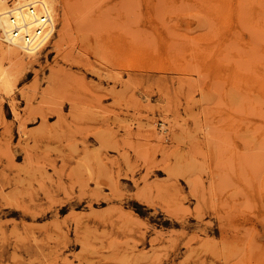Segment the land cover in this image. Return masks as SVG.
Wrapping results in <instances>:
<instances>
[{
  "label": "rangeland",
  "instance_id": "obj_1",
  "mask_svg": "<svg viewBox=\"0 0 264 264\" xmlns=\"http://www.w3.org/2000/svg\"><path fill=\"white\" fill-rule=\"evenodd\" d=\"M46 1L0 88V264H264V0Z\"/></svg>",
  "mask_w": 264,
  "mask_h": 264
},
{
  "label": "bare ground",
  "instance_id": "obj_2",
  "mask_svg": "<svg viewBox=\"0 0 264 264\" xmlns=\"http://www.w3.org/2000/svg\"><path fill=\"white\" fill-rule=\"evenodd\" d=\"M37 1H40L43 5H44V7L45 8H48V10L50 11L49 13L51 14V16L52 17H54V20H55V22H56V25H57V23H58V21H57V6L55 5V3H53V2H51V1H49V3L46 1V0H14L13 2H12V7H14V8H22V7H24V6H26L27 4H29V3H33V2H37ZM66 1H68V0H66ZM84 1V0H83ZM8 2H9V0H0V88H2V89H5V90H8V89H11V87L13 88V86H12V83H13V81H14V78L16 77V69H17V67L18 66H20V65H24L25 64V62L27 63V60H28V62H33L32 60L34 59H28V57L29 58H31V57H33V56H35L37 53H40V51H42L43 49H45L44 47H41L40 49H39V51H37V52H32V53H29V52H26V51H24V49L23 48H21V44L19 43V42H17L16 40L17 39H12V38H10L9 39V36H7V35H9L10 33H9V31H10V27H9V25L11 24V21H9V16L7 15V13H8V11H9V8L11 7L10 5L8 6ZM10 4V3H9ZM65 10H64V14H65V16L63 17V19L65 20L64 22H66V24H67V26H68V29H67V27H66V24H64L65 26H64V28L66 29H63V32L65 31V34H67V36L68 35H70V32H68L69 30H71V26H70V20L72 21V17H70V9H69V7H68V2H66L65 3ZM24 14H26V13H21V15H22V17H24L25 15ZM18 17L20 18V16H19V14H18ZM70 26V27H69ZM68 30V31H67ZM62 31V30H61ZM57 32V31H56ZM63 32H61V33H63ZM9 33V34H8ZM60 33V32H59ZM69 33V34H68ZM65 34H63L64 36H65ZM62 35V36H63ZM1 40H4V41H6V43L7 44H4L3 42H1ZM61 44V45H60ZM62 45H63V43H59V44H56V47H58V49H60V46L62 47ZM20 49L23 51V53H26L27 55H21V51H20ZM58 49H56V50H58ZM60 51V50H59ZM69 56V55H68ZM70 59V58H69ZM6 60H8L7 62H6ZM9 64V65H8ZM27 64H29V63H27ZM59 68V67H58ZM62 67H60V69H61ZM57 69V68H56ZM63 69L64 68H62L61 69V72L63 71ZM54 70V69H53ZM65 70H66V68H65ZM64 70V71H65ZM64 71H63V73H64ZM58 72H60V71H58ZM53 73H55V72H53ZM56 74H57V71H56ZM69 74H71V72H68L67 73V70H66V75H69ZM63 76V75H62ZM60 76L58 75V78H59ZM65 77V76H64ZM128 80H130V79H128ZM133 82V81H132ZM131 84V83H130ZM131 87V86H130ZM116 89V88H115ZM114 89V90H115ZM133 89V88H132ZM113 90V89H112ZM126 90H128V89H126ZM12 91V90H11ZM111 91V90H110ZM118 91V90H117ZM8 92H10V90L9 91H7V93ZM116 92V91H115ZM117 94V93H116ZM131 95V98L133 97L132 96V94H130ZM118 97V96H117ZM130 98V99H131ZM132 100V99H131ZM129 103V102H128ZM127 103V104H128ZM131 105V104H130ZM129 105V106H130ZM53 107V106H52ZM59 107H61V106H59ZM49 108H51V107H49ZM49 108H47L48 110H51V109H49ZM54 108V107H53ZM53 108H52V110H53ZM46 109V108H45ZM44 109V110H45ZM59 109V108H58ZM64 109V108H63ZM40 110H42V108H39V109H36V111H40ZM44 110L43 111H40L39 113L43 116V117H45L46 116V114H48V115H50L51 116V111H49V112H45L44 114H43V112H44ZM54 110H56L57 111V109L55 108ZM61 110H62V108H61ZM61 110H60V112H61ZM35 111V112H36ZM35 112H33L34 114H35ZM53 113H55V111H52ZM60 112H56V115L58 114V115H60L59 113ZM37 113V112H36ZM62 113V112H61ZM31 114H32V112H31ZM34 114H32V115H34ZM31 115V116H32ZM38 115V114H37ZM36 115V116H37ZM41 115H40V117H41ZM28 117H29V115H28ZM18 118V117H17ZM42 120H43V118H41ZM45 119H47V118H45ZM44 119V121L43 122H41V123H44L46 120ZM24 120V119H23ZM23 120H22V123H23ZM25 120H28V119H26L25 118ZM24 120V121H25ZM20 123V122H19ZM22 123H20V124H22ZM26 124V123H25ZM44 125V124H43ZM42 125V126H43ZM7 204H9L10 206H13V203H7ZM12 204V205H11ZM15 206H18L19 207V205H16V204H14ZM14 206V207H15ZM13 207V208H14ZM23 208V207H22ZM26 208V210H29V208L28 207H25ZM10 209H12L11 207H10ZM1 211V210H0ZM3 212V211H2ZM145 237H146V235H145ZM144 239V238H143ZM142 239V240H143Z\"/></svg>",
  "mask_w": 264,
  "mask_h": 264
},
{
  "label": "built area",
  "instance_id": "obj_3",
  "mask_svg": "<svg viewBox=\"0 0 264 264\" xmlns=\"http://www.w3.org/2000/svg\"><path fill=\"white\" fill-rule=\"evenodd\" d=\"M23 12L26 13L24 17L21 15ZM49 12L40 1L29 3L22 8L11 6L7 13L11 21L10 34L7 36L9 39H17L21 48L29 53L37 52L41 47L47 48L57 30L54 17Z\"/></svg>",
  "mask_w": 264,
  "mask_h": 264
}]
</instances>
